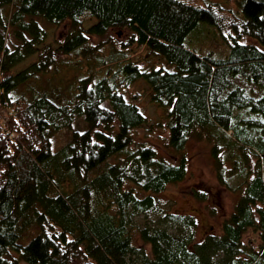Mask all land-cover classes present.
Instances as JSON below:
<instances>
[{
    "label": "trees",
    "instance_id": "trees-1",
    "mask_svg": "<svg viewBox=\"0 0 264 264\" xmlns=\"http://www.w3.org/2000/svg\"><path fill=\"white\" fill-rule=\"evenodd\" d=\"M42 22L69 23L56 47ZM112 29L130 32L119 48L90 41ZM139 79L172 160L133 141ZM0 113V264H264V0H0ZM191 139L237 196L198 240L196 218L159 199Z\"/></svg>",
    "mask_w": 264,
    "mask_h": 264
},
{
    "label": "rangeland",
    "instance_id": "rangeland-1",
    "mask_svg": "<svg viewBox=\"0 0 264 264\" xmlns=\"http://www.w3.org/2000/svg\"><path fill=\"white\" fill-rule=\"evenodd\" d=\"M194 4H202V0H185ZM224 2V0H218ZM43 23V22H42ZM94 23L91 19L83 24L84 28H88ZM47 28V37L44 43L56 47L67 31L68 22L61 26H50L43 23ZM107 37L112 39L116 48H119V43L127 41L130 37V32L127 30L112 29L108 31L105 37H90V41L98 43L104 41ZM244 42L254 43L251 39L245 38ZM132 51V57L141 56L144 58V49L131 45L128 47ZM36 60V56L26 59L18 64L13 70L16 73L26 67L28 64ZM140 58L139 64L144 66V62ZM63 76V75H61ZM128 95L137 94L135 100L140 111L147 116V122L142 126L133 129L132 138L134 142H144L154 147L158 154L172 160L174 157L168 148L169 132L167 128V119L165 111L161 107H156L150 102V91L143 79H139L132 83L126 90ZM0 122L3 123V116L0 113ZM69 131L62 130L53 138V149L56 150L62 146L69 137ZM185 153L188 157L187 174L185 178L177 183L169 185L164 192L159 194V199L162 202L161 208L173 204V209L178 213L192 214L197 220L196 238L201 239L208 233L219 232L221 223L233 209L236 194L231 193L219 185L212 160L209 152V144L205 141L191 139L185 146ZM203 191L204 199H199L195 191ZM250 237L247 234L245 239ZM140 243V241H138Z\"/></svg>",
    "mask_w": 264,
    "mask_h": 264
}]
</instances>
